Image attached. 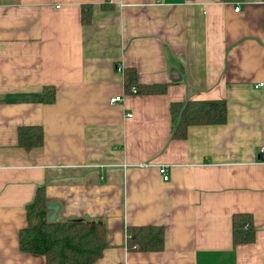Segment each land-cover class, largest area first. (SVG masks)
Segmentation results:
<instances>
[{"label": "crops", "instance_id": "1", "mask_svg": "<svg viewBox=\"0 0 264 264\" xmlns=\"http://www.w3.org/2000/svg\"><path fill=\"white\" fill-rule=\"evenodd\" d=\"M263 37L264 0H0V264H47L19 245L42 186L56 220L106 223L92 264H264ZM117 65L165 92L127 91ZM188 100H225L227 121L174 137ZM26 126L43 145H20ZM236 213L253 242L234 245ZM145 225L163 250L128 249Z\"/></svg>", "mask_w": 264, "mask_h": 264}, {"label": "trees", "instance_id": "2", "mask_svg": "<svg viewBox=\"0 0 264 264\" xmlns=\"http://www.w3.org/2000/svg\"><path fill=\"white\" fill-rule=\"evenodd\" d=\"M92 6H83L82 21H91ZM127 91L136 87L137 92L146 94L163 93L166 85L141 84L132 67L124 69ZM55 89L44 91V101H55ZM172 113L177 123L173 136L185 138L191 125L221 124L227 121L225 100H188L174 102ZM22 146H41L44 130L41 126H26L19 130ZM49 199L45 186L40 187L27 205L28 224L20 230L19 245L24 252L45 256L47 264H92L102 254L107 244V225L101 220L74 219L50 221ZM233 243L235 246L251 243L256 237L252 216L236 213L233 217ZM126 245L128 249L157 252L164 249L163 226H129Z\"/></svg>", "mask_w": 264, "mask_h": 264}, {"label": "built area", "instance_id": "3", "mask_svg": "<svg viewBox=\"0 0 264 264\" xmlns=\"http://www.w3.org/2000/svg\"><path fill=\"white\" fill-rule=\"evenodd\" d=\"M109 1H112V0H109ZM235 10L239 11L240 6H237ZM263 43H264V37H263ZM117 70L120 72H124V68L122 65H117ZM259 86H264V82H261L259 84ZM132 91L137 92V88L136 87L132 88ZM122 100H123V96H116L115 98L111 99V102L114 103V102H118V101H122ZM261 154L264 155V147H262V149H261ZM160 173L162 174L164 180H168L170 178L169 169L167 166H161L160 167Z\"/></svg>", "mask_w": 264, "mask_h": 264}, {"label": "water", "instance_id": "4", "mask_svg": "<svg viewBox=\"0 0 264 264\" xmlns=\"http://www.w3.org/2000/svg\"><path fill=\"white\" fill-rule=\"evenodd\" d=\"M59 208H60L59 203H49L48 204V209L50 210V214H49L50 221L56 220V216H57V212H58Z\"/></svg>", "mask_w": 264, "mask_h": 264}]
</instances>
